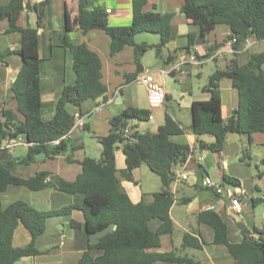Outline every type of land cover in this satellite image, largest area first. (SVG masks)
<instances>
[{
	"label": "trees",
	"instance_id": "1",
	"mask_svg": "<svg viewBox=\"0 0 264 264\" xmlns=\"http://www.w3.org/2000/svg\"><path fill=\"white\" fill-rule=\"evenodd\" d=\"M146 0H132V21L129 25H109L105 11L100 6H88L87 0H79L77 16L83 33L91 29H101L111 38L110 54L120 51L125 45L134 46L135 58L151 47L147 43H136L135 35L152 32L159 35L160 46H165L172 37V13L145 11ZM39 17L40 5H35ZM22 8V0H10L4 10L8 17L9 30L19 31L21 45L18 50L22 64L19 73L10 87L11 96L16 100V110H0V141L6 137L23 135L28 142L27 153L19 163L35 161V154L44 151L47 157L64 154L67 140L61 138L74 123V109L88 99L105 96L106 86L101 80V59L86 43L73 44L67 36L61 38L62 45L72 54L73 80L65 85L56 100L54 113L44 119L41 88L40 59L38 57V36L33 28H20L16 19ZM180 11L199 28L203 37L218 24L226 25L230 32L225 38H235L234 57L223 69L214 70L203 87L209 92L205 100H193L190 105V130L196 135L211 134L215 141L206 143L198 140L202 149L220 152L228 133L247 135L264 133V52L251 53L244 63L238 56L248 38L264 40V0H183ZM196 34L189 33V44L195 41ZM221 43L220 46L223 44ZM218 46V45H217ZM212 45V47H217ZM188 49V47H186ZM4 54L0 53V59ZM168 56V61L173 59ZM228 78L237 92V107L227 122L221 114L219 81ZM19 115L22 118H19ZM149 112L128 107L110 119V131L98 137L102 145L101 157H85L79 163L81 171L73 180L59 176L47 179L49 172L39 171L23 178L13 173L15 161L0 160V195L8 186H25L37 191L54 187L69 194H82L81 204H71L54 210H38L22 200H15L4 206L0 199V264H14L22 256L39 253L35 239L46 230L47 220L53 216L69 215L74 208L83 211L84 222L71 219V226L83 228L88 236L97 235L89 242L87 250L76 264H150L153 261L183 262L200 264L175 252L153 253L150 248L160 246L161 237L170 234L173 222L170 208L174 195L170 189L173 180V166L184 162L191 148L186 143H176L171 136L184 133V127L166 114L164 123L157 131L136 132L137 141L131 142L123 136V128L130 119H148ZM59 139L58 143H53ZM121 145L126 166L122 174L131 177L134 168L146 164L161 180L162 190L152 194L149 203L143 200L132 203L116 178L115 150ZM69 160V158L67 157ZM264 164V155L261 158ZM222 182L238 184V180L227 175ZM261 201V199H259ZM252 198L253 205L259 202ZM197 220L213 228V244L226 246L233 264H264V229L258 230V238L244 236L232 242L228 236L227 223L213 209H205L197 214ZM22 224L31 233L32 240L24 246L13 244L16 227ZM199 241L190 234L183 236L182 245L201 248Z\"/></svg>",
	"mask_w": 264,
	"mask_h": 264
},
{
	"label": "crops",
	"instance_id": "2",
	"mask_svg": "<svg viewBox=\"0 0 264 264\" xmlns=\"http://www.w3.org/2000/svg\"><path fill=\"white\" fill-rule=\"evenodd\" d=\"M88 6H100L105 11L109 25H129L132 21V0H87ZM10 0H0V53L4 57L0 59V110L2 108L16 110L17 102L11 96L10 87L20 71L22 60L18 52L21 45V34L19 31L9 30V21L4 13ZM183 0H146L145 11H157L160 13H172V37L165 46H160L159 35L152 32H141L135 35L136 43H147L149 47L139 59L135 58L134 46L125 45L115 54H110L111 38L101 29H91L83 33L78 25L79 0H22V8L16 19V25L20 28H33L38 36V57L40 59V88L44 119H50L54 113L55 103L62 88L71 83L73 74L72 54L68 47L62 45L61 38L66 35L73 44L86 43L87 46L98 54L101 59V80L106 86L105 96L84 101L79 110L83 115L84 126L74 128L65 138L68 143L64 154L53 158L44 157L35 159L29 163H19L27 153V141L23 135L18 137L25 140L20 151L23 154L16 160V151L0 148V160L15 161L13 173L23 178L33 176L36 172L47 171V179L59 176L66 180H73L81 171L80 161L85 157L99 159L101 157L102 145L98 137L105 136L110 131V119L128 107L143 109L149 112L148 119H130L128 126L132 133L150 132L154 133L164 123L165 115L182 125L183 119L187 120V129L184 133L171 136L170 139L176 143H186L191 151L184 161L187 168L194 167L193 152L202 140L206 143L215 141L211 134L196 135L190 130L191 114L190 105L193 100H205L209 98V92L203 87L208 82V77L213 71L204 72V57L212 55L217 59L222 54L223 69L234 57L229 46L224 42L229 34V28L223 24L220 31L215 27L202 37L201 44H189L188 34L200 35L199 28L180 11ZM35 5H40L42 15L39 17ZM109 10V11H107ZM250 47L238 56L240 63H244L251 53L264 52L260 43L264 41L252 40ZM223 43L221 46L220 44ZM212 45H218L212 47ZM188 47V49L186 48ZM160 48V54L156 55V49ZM253 48V51H249ZM190 54H195L201 64H195L188 60ZM226 54H230L228 57ZM173 59L168 61V56ZM180 63L181 71H172V66ZM264 69V65H263ZM216 70V69H215ZM142 73H151L154 79L163 85L166 99L164 104L150 108L145 85L134 82V78ZM193 76L203 86L204 93H199L193 87ZM203 84V85H202ZM196 83V87H199ZM221 96L222 118H229L232 111L237 107L238 97L232 82L228 78L219 81ZM227 92V101L223 99V93ZM174 105V107H173ZM170 110V111H169ZM19 118H22L19 115ZM95 139L97 142L96 155H88L85 145V137ZM209 135V136H208ZM178 136V140L175 137ZM227 137V135H226ZM225 137V139H226ZM248 137V136H247ZM249 144H264V133L256 132L248 137ZM45 153V152H44ZM264 155V153H263ZM69 158V160L67 159ZM47 161H49L47 163ZM35 162L43 163L33 166ZM47 163V164H46ZM178 162L173 169L180 167ZM116 178L121 188L132 203L143 200L146 203L152 201V194L162 190V183L152 178V170L141 164L134 168L131 177L126 178L122 174L125 168V156L121 145L115 150ZM228 166V161L224 160ZM156 174V173H155ZM223 175H227L223 173ZM210 176L205 171L203 176L195 174L184 181L173 182L170 189L174 195V203L170 208V217L173 222V230L170 234L161 237L158 247L147 251L153 253L175 252L176 255L186 256L198 261L200 264H233V259L226 246L213 244V228L197 220V214L205 209L215 210L227 223L230 241H240L244 236L258 238V230L264 226L253 223L250 225L243 222L244 214L249 212L250 205L246 191L242 187L237 175L230 173L232 178L238 180L235 189L236 196L241 201V206L234 209L226 196L217 195L213 190L204 187L202 177ZM222 176H213L216 181L222 182ZM191 178V179H190ZM223 183V182H222ZM5 197V199H3ZM4 206L15 200H22L38 210H54L71 204H81L82 194H69L54 187H45L33 191L25 186L10 185L0 195ZM252 199V198H251ZM255 199H261L255 197ZM257 203V202H256ZM71 219L84 222L83 211L74 208L69 215H59L48 218L46 230L35 239L34 246L39 253L22 256L14 264H76L87 250L89 242L96 240L97 235L88 236L83 225L72 227ZM190 234L199 241H204L201 248L183 246V236ZM30 231L19 224L13 235L15 246H24L31 242ZM150 264H185L183 262H169L156 260Z\"/></svg>",
	"mask_w": 264,
	"mask_h": 264
},
{
	"label": "rangeland",
	"instance_id": "3",
	"mask_svg": "<svg viewBox=\"0 0 264 264\" xmlns=\"http://www.w3.org/2000/svg\"><path fill=\"white\" fill-rule=\"evenodd\" d=\"M222 26L223 24H218L216 30L220 31ZM260 46L264 49L263 42L260 43ZM249 51H253V48ZM229 55L230 54H226L227 57ZM209 56L211 57L210 59L206 60L208 55L203 58V68L205 73L223 67L222 54L219 55L217 59H213V56L210 54ZM193 81L194 89L198 90L199 93H204V90L202 89L203 86H199L201 82L197 81L195 76H193ZM196 83L199 87H196ZM222 93L224 101H227V92L225 91ZM182 125L187 129L186 125H188V116L187 120L183 119ZM177 138L178 136L175 137L176 140H178ZM84 142L88 155H96L95 144L97 141L86 135ZM21 145H17L11 149L17 153L16 160L23 155L20 153L23 148ZM8 150L9 149H4L3 152L7 153ZM263 153L264 144H249L247 135L231 132L228 133L226 139H224L220 152L212 151L210 149H202L197 144L193 152V157L195 159L194 167L192 169L187 168V172L190 173L191 178H193L196 173L203 176L204 172L207 171L210 173L213 180H215L213 176L220 177L223 173H226L227 175H230V173L237 175L242 187L246 191L248 202L251 201V198H261V201L257 202L255 206L250 205L249 212L243 216V222L245 221L250 225L256 223L264 226V164L261 162ZM224 160L228 161V166L224 164ZM48 162L49 161H47V163ZM40 164L43 163L35 162L33 166H40ZM151 174L153 176L152 178L159 180L157 174L154 172ZM223 184L226 188H229L232 191H235L237 187V184L231 182H225ZM3 199H5V197H3ZM249 204H251V202Z\"/></svg>",
	"mask_w": 264,
	"mask_h": 264
},
{
	"label": "built area",
	"instance_id": "4",
	"mask_svg": "<svg viewBox=\"0 0 264 264\" xmlns=\"http://www.w3.org/2000/svg\"><path fill=\"white\" fill-rule=\"evenodd\" d=\"M107 11H109V10H107ZM252 40H256V39L255 38L246 39V41L243 44L242 50L249 48L250 45L253 43ZM262 41H264V40H262ZM234 42H235V38L229 39L226 42V45L229 46V49L232 52H233V43ZM188 60L195 63V64H201L202 63V61L197 59L195 54H190ZM172 71H181L180 63L174 64L172 66ZM133 81L136 83H140V84L145 85L146 90H147L148 104H149L150 108L158 107V106H161L162 104H164L165 99H166V94H165V90L163 88V85H161L159 82H157L151 73L139 74L134 78ZM73 117H74V123H73L71 129L61 138L65 139L74 128H76V127L81 128L84 126L83 115L79 110L74 112ZM149 117H151V116L149 115ZM122 134L124 137H126L131 142L137 141V137L135 136V133H132L128 126H125L123 128ZM24 142H25V140L18 137V136L17 137H6L0 141V148L10 150L17 145L23 144ZM58 142H59V139L55 140L53 143H58ZM179 166H180L179 168L175 167L173 169V175H174L173 182L184 181L188 178V172L186 170L185 162H181L179 164ZM201 184L204 187L213 190L214 193L217 195L226 196L229 199L230 204L234 209H238L241 206V201L236 196L235 191H232L231 189L226 188L225 185L221 181H215V180L211 179L209 176H205L202 179Z\"/></svg>",
	"mask_w": 264,
	"mask_h": 264
},
{
	"label": "water",
	"instance_id": "5",
	"mask_svg": "<svg viewBox=\"0 0 264 264\" xmlns=\"http://www.w3.org/2000/svg\"><path fill=\"white\" fill-rule=\"evenodd\" d=\"M106 16V15H105ZM202 43V36L199 35L196 39H195V44H201ZM161 49L157 48L156 49V55L158 56L160 54ZM227 118L224 119L225 122H227ZM28 143V142H27ZM45 153L44 151H41L37 154H35V159H39L40 157H44Z\"/></svg>",
	"mask_w": 264,
	"mask_h": 264
}]
</instances>
